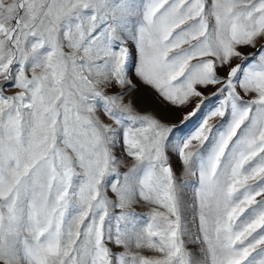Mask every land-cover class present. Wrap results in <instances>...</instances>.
<instances>
[{
  "label": "snow or ice",
  "instance_id": "snow-or-ice-1",
  "mask_svg": "<svg viewBox=\"0 0 264 264\" xmlns=\"http://www.w3.org/2000/svg\"><path fill=\"white\" fill-rule=\"evenodd\" d=\"M0 264H264V0H0Z\"/></svg>",
  "mask_w": 264,
  "mask_h": 264
},
{
  "label": "rangeland",
  "instance_id": "rangeland-1",
  "mask_svg": "<svg viewBox=\"0 0 264 264\" xmlns=\"http://www.w3.org/2000/svg\"><path fill=\"white\" fill-rule=\"evenodd\" d=\"M211 91H213V89H208V91L205 94H208V92H211ZM141 94H143V92H141ZM193 106H190L188 110L190 111L191 107H193ZM182 115H183V113H175L174 116L171 118L172 122L178 124L180 122ZM137 210L138 211H147V209H137Z\"/></svg>",
  "mask_w": 264,
  "mask_h": 264
}]
</instances>
